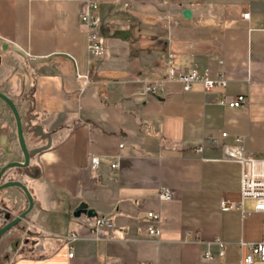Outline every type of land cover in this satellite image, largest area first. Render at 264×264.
I'll list each match as a JSON object with an SVG mask.
<instances>
[{"label":"crops","instance_id":"1","mask_svg":"<svg viewBox=\"0 0 264 264\" xmlns=\"http://www.w3.org/2000/svg\"><path fill=\"white\" fill-rule=\"evenodd\" d=\"M81 1L0 0V91L18 109L27 148L47 143L38 133L50 143L30 158L37 177L21 173L34 205L0 238V264H213L200 256L217 253L215 238L220 261L236 264L239 242L261 239L262 214L250 199L244 214L221 208L240 200L241 178L240 162L224 158L222 146L241 136L248 153L264 156V0H210L203 9L182 0H85L97 4L106 45L99 58L87 53ZM169 54L176 70L222 76L225 86L204 91L195 81L183 90L165 78ZM150 81L161 89L145 93ZM238 95L247 97L243 108L218 103ZM2 104L0 146L10 153L0 154V167L22 161ZM90 153L99 156L95 170ZM160 187L172 198L160 200ZM26 207L20 188L0 190L7 216ZM148 211L161 215L158 236L146 231ZM88 212L111 218L109 236L97 239L81 222Z\"/></svg>","mask_w":264,"mask_h":264},{"label":"built area","instance_id":"2","mask_svg":"<svg viewBox=\"0 0 264 264\" xmlns=\"http://www.w3.org/2000/svg\"><path fill=\"white\" fill-rule=\"evenodd\" d=\"M97 4L91 1H81V8L79 11L80 24L86 30L87 37V53L90 58H99L106 51L105 38L100 30V18L96 14ZM243 18L248 17V13L242 14ZM167 75L166 79H176L182 82L183 90H188L192 82H201L204 91L211 90L214 87H224L226 80L219 76L216 79H210L205 74L201 75L194 69L187 72H180L176 70L173 63V56L169 54L167 57ZM76 79L86 85L89 81L86 75H76ZM161 89V81H150L144 86V92H154ZM220 105L227 106L228 108H243L247 105L248 100L244 95H238L232 99L222 98L218 101ZM227 135L226 132L222 136ZM236 143L224 144L222 146L223 157L226 159H235L241 165V178H240V200L238 202H221L223 210L240 208L242 210V202L245 199L254 201V210L262 214V231L261 239L256 242H239L240 248L243 250L240 260L236 264H264V156L254 155L248 153L243 146V137L235 136ZM122 144H120V147ZM201 150V146L197 147V151ZM99 166V156L96 154H89L88 168L91 170L97 169ZM111 168L117 167V160L110 163ZM173 196L172 191L166 187H160L158 198L160 200L171 199ZM3 209L0 208V225L3 222ZM147 218L149 223L146 226V231L150 236H158L160 233L161 215L159 211H148ZM83 222L94 234L97 239L105 238L110 235L114 228V224L110 217L104 214L91 213L84 214L80 217ZM76 239V234L69 231L63 238V244L67 249V256H72V243ZM218 245L216 254H212L209 249L202 252L200 258L204 261L212 262L213 264H223L220 258L223 254V242L219 238L213 240Z\"/></svg>","mask_w":264,"mask_h":264},{"label":"water","instance_id":"3","mask_svg":"<svg viewBox=\"0 0 264 264\" xmlns=\"http://www.w3.org/2000/svg\"><path fill=\"white\" fill-rule=\"evenodd\" d=\"M181 14L184 18L189 19L191 18V9L185 8L181 11ZM0 99L7 105L9 108L15 122V129H16V140L19 147V150L21 152L22 161H9L5 163L3 166L0 167V178L3 175V173L6 170L12 169V168H20V169H28L26 171V175L31 178H36L38 175V170L36 167L30 168V158L38 153H40L43 150H46L50 143H49V136L48 135H42L41 133H38L39 136H41L42 140L46 139L47 143L45 145L36 146L35 148L29 150L26 146L23 132H22V125H21V119L18 112V109L14 103V101L5 93L0 91ZM5 187H18L22 190V192L25 195V198L27 200V207L19 212L18 214L9 217L5 216L3 218V222L0 225V238L7 234L11 229L15 228L25 217V215L28 213V211L33 207L34 201L31 193L29 192L27 186L19 179H11L7 180L5 182L0 183V189H3ZM85 205L81 204L78 206L76 211L74 212V215L78 216L83 210L85 209ZM92 212H88L87 214H91Z\"/></svg>","mask_w":264,"mask_h":264},{"label":"rangeland","instance_id":"4","mask_svg":"<svg viewBox=\"0 0 264 264\" xmlns=\"http://www.w3.org/2000/svg\"><path fill=\"white\" fill-rule=\"evenodd\" d=\"M206 1H210V0H182V6L183 7H190V6H193V7H196V6H199L198 8L199 9H203L205 6H203L202 4L203 3H206ZM175 3H177L176 1H175ZM116 12H118V11H116ZM119 18H124L123 16L121 17H117V19L119 20ZM118 22V21H117ZM1 100V99H0ZM3 112L6 114V117H7V109H6V107H4V105L2 104V105H0V118L2 117V115H3ZM6 131H7V127H6ZM6 136V138H7V133L5 134V133H1V137L2 136ZM7 140V139H6ZM15 140H16V138H15ZM11 142V141H10ZM7 143V142H6ZM14 143V140H13V138H12V144ZM16 147L18 148V150H19V147H18V145H17V142H16ZM1 153H4V154H6V157H7V152H5L4 151V149L0 146V154ZM19 153H20V155H21V152H20V150H19ZM2 162V159H1V157H0V163ZM9 175H10V177H17V172H18V169L17 168H12V169H10L9 171ZM8 174V173H7ZM7 174L5 175V177H7Z\"/></svg>","mask_w":264,"mask_h":264},{"label":"flooded vegetation","instance_id":"5","mask_svg":"<svg viewBox=\"0 0 264 264\" xmlns=\"http://www.w3.org/2000/svg\"><path fill=\"white\" fill-rule=\"evenodd\" d=\"M6 106H7V105H6ZM13 119H14V118H13ZM16 142H17V140H16ZM17 145H18V144H17ZM4 151L7 152V154L10 153V149H9L8 147H7V149H4ZM17 169H18L17 178L20 179L21 173H24V174H25L26 172L23 171L24 169H20V168H17ZM9 170H10V169H9ZM9 170H6V171L3 173V175H2L1 178H0V183L7 181V180H5V179H7V177H5V175L7 174V172H8ZM22 171H23V172H22ZM19 174H20V175H19ZM0 190H1V189H0ZM2 215H3L2 218H4L5 216H7V211L3 210Z\"/></svg>","mask_w":264,"mask_h":264}]
</instances>
